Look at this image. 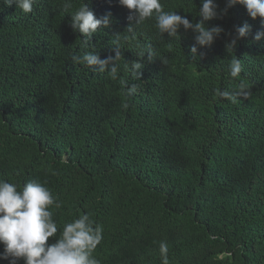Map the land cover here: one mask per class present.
Instances as JSON below:
<instances>
[{
  "label": "trees",
  "instance_id": "trees-1",
  "mask_svg": "<svg viewBox=\"0 0 264 264\" xmlns=\"http://www.w3.org/2000/svg\"><path fill=\"white\" fill-rule=\"evenodd\" d=\"M85 2L112 18L91 39L70 26ZM160 2L200 20V0ZM128 14L119 0H36L31 13L0 4V179L39 180L61 202L49 242L89 214L103 227L100 264H161L160 241L169 264H264L261 18L232 6L207 22L225 31L193 57L191 30L169 38L153 17L129 32ZM244 24L248 35L226 49ZM117 38V79L73 62L114 56Z\"/></svg>",
  "mask_w": 264,
  "mask_h": 264
},
{
  "label": "clouds",
  "instance_id": "clouds-1",
  "mask_svg": "<svg viewBox=\"0 0 264 264\" xmlns=\"http://www.w3.org/2000/svg\"><path fill=\"white\" fill-rule=\"evenodd\" d=\"M15 4L24 13H31L36 0H0V4ZM119 4L129 9L127 20L128 31H133V25L155 18V27L160 34L167 33L169 38H180V29L191 30L195 43L191 46V54L196 57L198 47H210L225 30L220 25H211L208 21L221 15H226L228 9L236 4L242 5L253 19L261 18L264 24V0H226L225 7L219 9L216 0H200V20L193 23L186 16L176 11H164L160 0H119ZM65 9L72 7L68 2ZM112 24L111 13L97 17L90 9L88 2L83 3L71 14L70 26L82 37L91 39L100 28H108ZM249 25L237 26L231 39L226 43V49L235 48L237 42L248 35ZM254 39H264V30L256 32ZM112 50L115 55L101 59L96 52L87 51L82 56L73 55L74 63L86 64L100 72H108L111 79H117V61L121 58L119 39L113 41ZM151 56V51H149ZM203 55V53H199ZM143 67L140 62H133L132 68L140 74ZM240 71L238 60L232 64V75ZM135 91L133 85L129 94ZM227 95V93H221ZM61 207V202L51 190L39 180L28 181L22 188L15 183L0 179V259L8 260L9 264H100L93 255L94 250L103 239V227L90 218L89 214L79 216L66 223L62 233L56 237L57 224L50 208ZM161 264H169L168 245L159 242Z\"/></svg>",
  "mask_w": 264,
  "mask_h": 264
}]
</instances>
